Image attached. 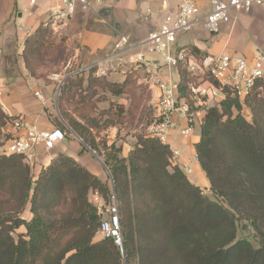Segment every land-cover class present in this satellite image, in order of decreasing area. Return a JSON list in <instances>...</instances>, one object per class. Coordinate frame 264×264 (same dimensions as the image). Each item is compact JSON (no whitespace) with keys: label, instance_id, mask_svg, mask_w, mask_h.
<instances>
[{"label":"trees","instance_id":"1","mask_svg":"<svg viewBox=\"0 0 264 264\" xmlns=\"http://www.w3.org/2000/svg\"><path fill=\"white\" fill-rule=\"evenodd\" d=\"M46 34L39 26L25 39L23 58L33 76L46 77L36 75L29 58L55 47ZM180 49L200 56L194 46ZM94 67L87 78L82 71L63 78L59 107L72 131L103 159L108 182L63 153L33 180L23 155L1 152L0 264H264V86L259 89L258 82L243 99L224 87V96L204 111L195 150L213 200L173 162L170 146L158 137L138 135L122 156L121 146L99 148L86 126L68 119L61 104L82 95L84 82L86 96L97 86L114 95L128 91V78L107 82L92 75ZM177 72L179 97L191 103L195 77L183 64ZM12 118L0 108V139ZM56 127L66 131L60 122ZM93 192L104 205L115 199L121 245L110 235L96 239L102 214L90 199ZM27 204L30 218L20 216ZM237 222L253 228L259 246L237 239Z\"/></svg>","mask_w":264,"mask_h":264},{"label":"crops","instance_id":"2","mask_svg":"<svg viewBox=\"0 0 264 264\" xmlns=\"http://www.w3.org/2000/svg\"><path fill=\"white\" fill-rule=\"evenodd\" d=\"M26 5L18 8V0H0V108L14 118H20L23 127L15 130L11 121L2 129L3 140L13 135L25 136L28 127L39 129L56 127L51 119L53 93L61 79L47 75L33 76L21 57L27 36L33 34L37 27L48 30L53 40H62L68 48H72L74 58H95L110 49L121 34L128 35L133 41H140L152 31L159 29L166 12H174L181 0H101V4L90 10L77 7L75 12L62 24L50 28L44 26L52 0H25ZM201 11L208 9L209 0H193ZM146 9L150 10L149 18L141 16ZM16 18L22 21L16 23ZM7 21V22H6ZM205 31L197 24L188 32L178 33L175 46L177 48L196 47L199 57L234 54L253 59L257 50L264 52V3L253 6L249 11L233 12L228 23L221 24L215 33ZM189 32H192L188 34ZM187 33V34H185ZM186 40V41H183ZM146 58H158L155 54L146 52ZM82 59V60H83ZM77 60V59H76ZM101 60V59H100ZM100 60L86 64L99 65ZM108 65V64H107ZM101 67L99 66L100 70ZM177 71V68H176ZM160 76L163 79L172 78V67H162ZM178 74V72H177ZM151 85V84H150ZM155 103L158 88L151 85ZM38 92L39 96L35 93ZM247 110V109H246ZM172 127L168 131L166 143L177 154L173 162L177 164L186 176L202 190H209V181L201 169L196 157L195 143L199 139L201 119H195L192 131L188 136L180 134L187 126V120L180 112L171 116ZM198 126V127H197ZM64 140L45 150L37 146L35 166L41 167L57 154L72 156L91 172L100 177L96 156L82 149L81 140L69 134ZM122 148V155L128 151ZM97 158V160H96ZM101 178V177H100Z\"/></svg>","mask_w":264,"mask_h":264},{"label":"built area","instance_id":"3","mask_svg":"<svg viewBox=\"0 0 264 264\" xmlns=\"http://www.w3.org/2000/svg\"><path fill=\"white\" fill-rule=\"evenodd\" d=\"M30 2L33 3L35 0H30ZM52 2L47 19L43 23L44 26L50 28L64 23L78 6L90 10L101 4V0H52ZM263 3L264 0H209L208 9L202 12L200 6L193 0H181L174 12L164 14L159 29L150 31L144 39L133 41L128 35H119L100 63L108 64L113 60L121 63L128 61L127 63L145 70L149 76V84L158 88L154 119L148 128L149 134L166 143L168 131L172 127L171 116L175 112H180L187 120V126L180 130V134L188 136L195 119H201L205 109L224 96V87L229 88L232 95L239 99H243L258 82L261 83L259 89H262L264 86V52L258 49L251 60L244 56L227 53L195 59L185 50L175 46L177 34L188 32L197 24L206 32L215 33L221 24L231 20L233 12L249 11L253 6ZM149 14L150 10L146 9L141 16L147 20ZM146 52L155 54L158 58H146ZM179 64H183L187 72L196 77V81L189 84L191 103L179 97L177 90L179 76L174 81L170 75L163 79L159 74L162 67L175 66L177 68ZM95 65L97 64H91L87 68ZM35 94L39 96L38 92ZM11 124L15 130L23 127L20 118L12 119ZM66 135L67 132L58 127L39 129L31 126L27 128L25 136L13 135L7 138L1 147V152L21 154L27 163L35 165L37 146L48 150L56 142L64 140ZM172 152L174 158L177 152ZM95 195V199L100 196L97 193ZM99 207L105 209L107 217L102 218L98 232L103 236H113L116 244L121 245L120 223L115 199L107 205H104L102 201ZM102 209L99 208V210Z\"/></svg>","mask_w":264,"mask_h":264},{"label":"rangeland","instance_id":"4","mask_svg":"<svg viewBox=\"0 0 264 264\" xmlns=\"http://www.w3.org/2000/svg\"><path fill=\"white\" fill-rule=\"evenodd\" d=\"M17 4L18 8H21L22 6L26 5V1L18 0ZM20 21L22 20L16 18V23ZM198 30L200 29L198 28ZM200 32L205 33L206 31L200 30ZM190 33L192 32H189L188 34ZM46 39L51 44H54L55 47L45 46V48L42 49V55H40L38 59L36 57L34 58V55L32 57L29 56V58L31 59L30 61H32L31 63L35 69L36 75H49L61 80L66 75L74 73L76 71H82L83 73H85V78H87V70L89 69L85 68L84 66L93 62L94 60L104 59L108 52L111 50L110 48L104 51L101 55H98L95 58L91 59H83L82 55L80 56L81 58H79V55L78 57L74 58L73 49L68 48L62 40H53L48 30ZM23 50L21 53L22 58L23 54L25 53ZM118 62L119 61L117 60H113V62L108 63V65L106 64V62H99L98 66H100L104 70L101 69L99 71V67H97L96 65V67H94L95 69L92 75L101 76L107 82L117 83H120L128 78L129 81L127 82H129V86L127 92H124L121 95H114L107 89H102L100 86H97L94 94H92V91H89L86 96V91L84 89L87 83L84 82L82 87V95H71L69 99L62 102L61 106L62 110L65 112L70 121L75 120L76 122H79L86 126V133L89 134L91 138H94V141L95 143H97L99 148H103L104 144L108 146L111 143L115 142L117 146H121L122 148L124 146V151L127 152L129 146H131L130 149L132 148V145L136 141L138 135L149 134L148 128L154 119L153 114L155 112V98L153 97L151 88L152 86L148 82L149 76L145 72V70L137 67L136 65L127 63L128 61H122V63ZM68 70L71 71L67 73ZM172 78L174 81L178 79V74L175 66H172ZM60 84L61 83L58 84L55 92L53 93L50 114L51 119L54 125H57V122H60L66 127L68 138H70L69 134H71V136L74 138H78L76 137V134L74 133V131H72L70 126H68L67 120L64 119L60 113ZM242 114L246 116V118H249L250 116L249 111L246 109L242 111ZM80 142L83 146H85V150L90 153V155L94 157L96 156L102 161L100 162L96 158L99 166L100 177L103 181L108 182L109 174L107 168L103 164V159L99 157L96 152L90 151V148L83 144L82 139ZM3 143L4 140L2 137V139H0V153L2 151L1 147ZM30 168L32 178L33 180H35L40 167L32 164L30 165ZM202 192L210 199H216V197L210 190H202ZM95 193L96 192H93L89 196L91 201L99 207V205L101 206L103 200L100 198V196L99 198L95 199ZM29 208L30 204H27L26 209L20 214V216L24 218H30L31 213ZM99 208L102 209L101 207ZM100 212L102 214V218L107 217V212L105 211V209L100 210ZM23 231L24 228L21 227L16 231V234ZM236 236L237 239H247L254 247L259 246L258 238L256 237L253 228L249 225L242 226L241 222H237ZM102 237L103 235L98 232L96 235V239Z\"/></svg>","mask_w":264,"mask_h":264},{"label":"water","instance_id":"5","mask_svg":"<svg viewBox=\"0 0 264 264\" xmlns=\"http://www.w3.org/2000/svg\"><path fill=\"white\" fill-rule=\"evenodd\" d=\"M76 137H78L77 135H76ZM79 138V137H78ZM79 140H81L80 138H79ZM91 151V150H90ZM98 158V157H97ZM99 159V158H98ZM100 160V159H99ZM100 162H102L101 160H100ZM121 250H122V252H123V247H121Z\"/></svg>","mask_w":264,"mask_h":264}]
</instances>
